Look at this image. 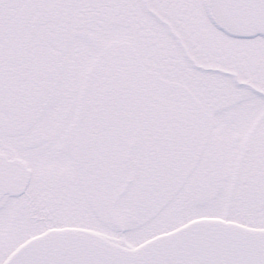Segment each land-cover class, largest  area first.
<instances>
[{"label": "snow or ice", "instance_id": "6c2138e0", "mask_svg": "<svg viewBox=\"0 0 264 264\" xmlns=\"http://www.w3.org/2000/svg\"><path fill=\"white\" fill-rule=\"evenodd\" d=\"M0 264H264V0H0Z\"/></svg>", "mask_w": 264, "mask_h": 264}]
</instances>
